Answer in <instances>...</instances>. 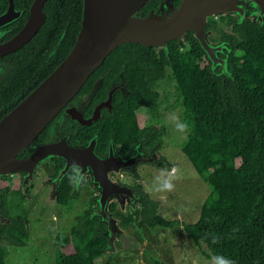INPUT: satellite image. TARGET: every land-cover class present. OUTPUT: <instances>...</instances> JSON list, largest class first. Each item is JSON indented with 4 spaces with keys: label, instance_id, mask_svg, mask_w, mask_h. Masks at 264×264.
<instances>
[{
    "label": "trees",
    "instance_id": "trees-1",
    "mask_svg": "<svg viewBox=\"0 0 264 264\" xmlns=\"http://www.w3.org/2000/svg\"><path fill=\"white\" fill-rule=\"evenodd\" d=\"M159 1H148L136 17L160 15ZM1 6L3 11L5 0H1ZM82 12L83 0H48L43 7L44 22L35 36L1 59L4 71L0 74V110L4 114L67 57L80 31ZM233 17H209L205 25L207 32L217 31L229 43L224 59L229 77L217 75L219 67L212 71L211 62L204 58L192 32H187L182 41L166 43L157 56L153 54L155 47L135 43L112 51L78 93L91 96L85 114L107 98L111 81H117L116 74L121 71L124 92L113 94L112 109L105 111L101 120L78 128L76 139L85 143L95 138L98 154L105 152L110 140L125 154L141 141L146 148L156 143L159 149V132L141 129L137 112L155 110L159 96L153 88L169 75L177 92L181 126L190 134L180 143L181 152L208 185L210 194L197 221L186 224L162 217L159 202L138 186L141 221L149 229H181L196 247L205 246L209 252H203L205 258L216 264H264V23L260 26L250 19L233 23ZM223 25H231L236 35L225 33ZM44 135L45 131L38 140ZM28 150L19 158L29 154ZM70 170L55 189L57 203L66 207L78 197L73 189L74 171ZM220 173H228V177L220 181ZM0 207L6 218L0 227V264H4L5 249L1 243L25 247L29 231L26 218L11 214L2 193ZM93 212L88 208L77 216L68 234L55 233V264H96L106 254L107 226ZM152 263L165 264L156 259Z\"/></svg>",
    "mask_w": 264,
    "mask_h": 264
},
{
    "label": "rangeland",
    "instance_id": "rangeland-1",
    "mask_svg": "<svg viewBox=\"0 0 264 264\" xmlns=\"http://www.w3.org/2000/svg\"><path fill=\"white\" fill-rule=\"evenodd\" d=\"M237 6L242 11L231 13L236 17L237 22L245 18H249L258 24L264 21L263 14L260 13L253 1L240 0ZM172 12L170 0H166L161 6L160 15L166 17ZM7 19V17L0 18V22L3 23ZM208 35L209 33L205 35V39L207 45L213 48V53H211L213 60H210L207 52H203L204 58L211 62L212 68L219 66L222 70L221 73L227 76L225 63L219 61V55L223 54L227 45L215 46L210 44ZM158 92L161 99L157 111L158 122L156 126L160 129L164 142L159 154L167 162L172 163V169L167 172H161L151 166L138 169L136 164L143 159L138 152H135L126 164L104 173L108 183L117 190L110 191L105 184V179L100 174V169L104 167V164L106 168H109L108 163L102 164L101 161L95 160L88 153L62 149L65 158L76 157L75 162L72 163H75V166L79 168L75 187L82 191L81 197L69 207H56L52 203L40 204L39 207L32 204L31 208L25 210L24 206L23 208L20 207L21 202L15 203L12 215L26 218L29 243L25 247H14L3 243L5 249L4 264H55L57 255L53 244L55 233H69L74 223V217L84 213L88 208L89 197L96 194L92 185L99 187L97 188L99 194L96 196L97 205L93 209L106 221L108 236L111 240L107 253L97 260L96 264H153L152 259L162 261L165 264H216L213 259L205 258L203 252L209 254L206 247L202 246V249L196 247L181 229H149L139 217V209L134 197L135 192L125 187L126 184H135L136 180L133 173L137 172L140 175L143 190L153 200L159 202V214L167 220H179L186 224L197 221L202 204L210 194L208 185L198 176L181 152L180 143L190 137V134L181 126V109L177 104L174 82L169 75L165 81L159 84ZM88 101L89 99L81 106V109ZM64 118L62 116L59 119ZM148 120L145 113L139 115L141 126L150 123ZM57 128L58 123L56 121L50 131ZM39 146V144L33 145L29 155ZM45 161L36 167L41 166ZM116 164L120 165V162L118 161ZM45 174V171L36 172L33 184L34 186L37 185L36 188H42L41 186L47 178ZM122 174H124V178L119 177ZM227 177L228 173L218 175L220 181ZM94 180H96V185ZM85 181L90 182V185H84ZM44 189L48 194V189ZM101 190H103V197ZM43 192L44 190H42L41 196ZM46 194L42 197H46ZM28 202L31 203L32 201L29 199ZM110 204H115L116 208L110 210Z\"/></svg>",
    "mask_w": 264,
    "mask_h": 264
},
{
    "label": "water",
    "instance_id": "water-1",
    "mask_svg": "<svg viewBox=\"0 0 264 264\" xmlns=\"http://www.w3.org/2000/svg\"><path fill=\"white\" fill-rule=\"evenodd\" d=\"M46 1L34 0L24 27L12 39L0 45V58L21 49L35 36L44 22L42 7ZM148 1L150 0H124L108 12L94 16L93 12L100 5V2L83 0L81 28L67 57L45 80L0 120V176L12 172L27 171L30 164L35 167L48 157L45 156L48 146L40 145L24 159H17L65 108L80 91L90 75L103 64L104 60L116 48L127 43L164 48L166 43L174 40L182 41L187 32H192L203 52H207L212 61L213 48L207 45L205 39L207 19L242 11L237 6L240 0H182L179 7L166 17L155 13H151L145 18L136 17L139 9ZM246 1H253L264 17V0ZM7 16L8 13H5L0 18L4 19ZM263 23L264 21L259 25L261 26ZM224 63L227 76L221 73L222 70L217 75L229 77L226 62ZM215 68H212L211 64L212 71ZM98 85L99 81L95 84L94 89ZM124 85L122 82L119 87L124 88ZM113 91L115 88L110 90L108 99L98 105L87 120H84L82 115L72 108L66 112L82 127L88 126L100 118L99 111L101 108H110ZM94 140L89 145L92 144L94 147ZM73 165L75 163L66 158V165L58 179L64 176L69 167ZM115 191L117 190L115 189ZM101 192L103 197V190ZM93 214L101 218V215L96 214L95 211ZM101 220L107 226L105 235L108 237V251L111 242L108 236V225L103 218Z\"/></svg>",
    "mask_w": 264,
    "mask_h": 264
},
{
    "label": "flooded vegetation",
    "instance_id": "flooded-vegetation-1",
    "mask_svg": "<svg viewBox=\"0 0 264 264\" xmlns=\"http://www.w3.org/2000/svg\"><path fill=\"white\" fill-rule=\"evenodd\" d=\"M165 1L166 0H160L159 1V6H158L159 12H158V14H160L161 6L165 3ZM5 2H6V6H5L4 10L1 11L2 6H1V0H0V17L3 14L8 13V16H7L8 19L3 23L0 22V45L9 41L10 39H12L24 27L25 23L27 22V20L29 18L30 8H31L34 0H30L29 3L27 0H5ZM181 2H182V0H170V4H171L173 10L177 9L179 7V5L181 4ZM45 3H44V5H45ZM44 5H43V7H44ZM43 7H42V12H43ZM24 16H26V17L22 22V18ZM218 16L214 17V19H217ZM234 19H235V21L233 23H235L237 21L236 18H234ZM231 25L229 27L226 25H223L221 27V29L225 33H227L228 35L233 36L236 34L233 31V28H231L232 27ZM207 33H209L208 41L210 44L215 45V46H218L221 44L227 45V48H225V51L223 52V54L219 55V61L225 62L224 59L226 58L227 53H228L229 48H230L228 41L224 40L222 35L217 31L209 30V32H207ZM160 51H161V48L155 47V49L153 50V54L155 56H157L160 54ZM2 58L3 57L0 58V68H2L0 74L4 71V65L1 61ZM217 67H219V66H217ZM219 70H220V67H219ZM116 78H117V81H113V80L111 81L110 88L108 89V92H107V98L105 100L99 102L97 105H95L90 114H88V115L85 114L88 110V107H89L88 106L89 101L84 106V108L81 109L82 108L81 106L84 105V103L86 102L87 99H89V97L86 96L85 94L79 95L78 94L79 92H78L73 97V99L71 101H69V103L65 106V108L42 131V132L45 131L44 137L42 139L38 140L39 136L42 134V132H41L36 137V139L32 142V144L29 147H27V148H29L27 153H30L33 145L39 144V145H47L48 146L47 150L45 152V156H49V157H47L48 159H46V161L41 166H38V167L35 166L34 167L33 164H30V166L27 167V171L12 172L8 175L0 176V193H2L4 195V197L6 198L7 208H8V210H10L11 214H12L13 205L15 203H20V202H21L20 207L23 208V206H24L25 210H27V208H31L32 204H33V206L39 207L38 205H40V204L52 203L56 207H59V206L62 207V205L57 203L56 198H55V189H57L59 187V185L61 183V179L63 178V176H62L60 179H58V176L66 165V158L64 156V153H62V151H61L62 149H64V151H70L71 149H73V150L79 151L78 153H80V152L86 153V154L88 153L89 156H91L92 158H94L97 161H101L102 164L108 163L110 165L109 168H106L105 164H104V167H102L100 169V174L105 179V181H106L105 184L108 187V189H110V191H114L115 188H113V186H111L108 183V181L105 178L104 173L106 171L115 170L119 166H121L122 164L123 165L126 164L129 161V159L135 154V152H138L143 159L142 161H139L136 164V167H138V169L143 168L145 166L154 167L156 170H159L161 172H167L170 169H172L173 166L167 165L170 162H167L159 154L163 148V145H164L163 138H162L163 135L160 132V129L156 126V123L158 122L157 111H158V108L160 105V99H161L160 93L158 92V87L162 81L158 82L153 88L154 89L153 91L159 96V101H158V104H157V107L155 108V110H153L152 112H148L147 110L142 109V110L137 112V122H138V125L141 129L148 128V129H154V130L159 132L158 141L161 140V142H162V145L159 149H156V147H157L156 143H155V146H152L150 148L149 147L146 148V145L143 146L142 145L143 141H141V142H139L133 146V148L131 149L129 154H125V152H123V151L121 152L119 150V148L114 145L113 141L110 140L105 147V152L103 154H98L95 152V149H94L96 146V139L94 140V138H93L90 141H87L85 143L76 139L78 128H82V126L80 125V123H78V121L73 119L66 111L68 109L72 108L75 111L79 112L82 115L84 120L89 119L92 116L95 108L98 105L104 103L108 99L109 92L112 88L113 89L115 88V91H113L112 96L116 92H117L116 94H120V95L123 94L124 89H125V85H124V88L119 87L120 84L122 82H124L123 72L121 71L118 74H116ZM165 80H163V81H165ZM124 84H125V82H124ZM111 103H112V99H111ZM111 109H112L111 106H110V108L109 107L101 108L99 111L100 118L94 122L101 120L103 118L104 112L105 111L110 112ZM141 113H145V115L149 119L148 121L150 123H148L146 125H142V126L140 125L139 115ZM0 114H1V118L4 115H6L2 112V110H0ZM62 116H64L65 118L62 120L59 119ZM1 118H0V120H1ZM56 121L58 123V128L56 130L53 129L52 131H50V129H52L53 124ZM94 122H92V123H94ZM90 125H88V126H90ZM84 127H87V126H84ZM43 140L44 141L46 140V141L43 142ZM92 140L95 141L94 147L92 146V144L89 145ZM90 146L92 147V149ZM26 156L24 155L21 158H19V156H18L17 159L22 160ZM145 159H148V160H145ZM69 160H70V162H75L76 157H74V156L69 157ZM118 161L120 162V165L116 164V162H118ZM170 164H172V163H170ZM70 169L74 171L73 189H74V194H77L78 197H77V199H74L73 201H71L67 207L72 205L73 202L77 201L81 197V193H82V191L79 188L75 187L76 186L75 185L76 179H77V176L79 173V168L77 166L73 165V166L69 167V170ZM38 171H42V172L45 171V173H46L45 175L47 176L45 183L41 186L42 188H40V189L36 188L37 185L36 186L33 185L34 184V177L36 175V172H38ZM125 173H127V171H125ZM133 176L135 177V180H136L135 184H132V185L126 184L125 187H128L129 189H131L132 191H134L136 193L134 195V197L137 200L136 202H137L139 213H140L141 207H140V202L138 201V195H137V191L139 190L138 186L141 187V191L143 193H147V192H145L143 190V187L140 183V175L137 172H134ZM119 177L124 178V174L120 175ZM94 182L93 183L96 185L97 184L96 180H94ZM84 185L89 186L90 182L85 181ZM120 185H122V184H120ZM97 186L98 185H96L95 186L96 188H95L92 185V188H94L96 190V194L91 195L88 199V208H92L93 211H94L93 208L97 205L96 196L99 194V190L97 189L99 187H97ZM44 188L48 189V194H46V190ZM42 190H44L42 196H44L46 194V197H44V198L41 196ZM122 198H125V197H122ZM29 199L32 201L31 203L28 202ZM26 203H28V204L25 206ZM64 207H66V206H64ZM115 208H116L115 204L109 205L110 210H114ZM1 210L2 209L0 207V227L6 223V218L1 213ZM76 217L77 216L74 217V222H75ZM139 217H140V215H139ZM27 229H28V226H27ZM1 246H3V243H1Z\"/></svg>",
    "mask_w": 264,
    "mask_h": 264
},
{
    "label": "bare ground",
    "instance_id": "bare-ground-1",
    "mask_svg": "<svg viewBox=\"0 0 264 264\" xmlns=\"http://www.w3.org/2000/svg\"><path fill=\"white\" fill-rule=\"evenodd\" d=\"M96 2H100V5L97 6L96 10L93 12L94 16H99L104 14L123 2L124 0H92Z\"/></svg>",
    "mask_w": 264,
    "mask_h": 264
},
{
    "label": "crops",
    "instance_id": "crops-1",
    "mask_svg": "<svg viewBox=\"0 0 264 264\" xmlns=\"http://www.w3.org/2000/svg\"><path fill=\"white\" fill-rule=\"evenodd\" d=\"M48 157H49V156H48ZM46 159H48V158H45V160H46ZM2 247H4V246H2Z\"/></svg>",
    "mask_w": 264,
    "mask_h": 264
}]
</instances>
